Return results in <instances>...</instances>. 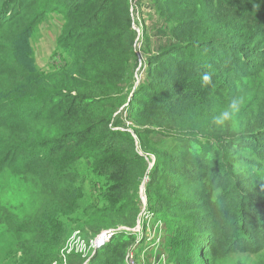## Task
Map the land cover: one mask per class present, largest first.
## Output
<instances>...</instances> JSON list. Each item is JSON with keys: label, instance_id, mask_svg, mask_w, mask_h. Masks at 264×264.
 <instances>
[{"label": "trees", "instance_id": "obj_1", "mask_svg": "<svg viewBox=\"0 0 264 264\" xmlns=\"http://www.w3.org/2000/svg\"><path fill=\"white\" fill-rule=\"evenodd\" d=\"M164 1L168 8L163 11L171 21L166 35L171 40L147 56V73L152 78L138 86L130 97L123 82L131 78L124 79L127 71L112 64L102 76L95 77V83L106 84L105 91L115 89L114 93L96 95V88H91L94 82L86 79L91 73L86 66L98 65L99 58L86 63L101 48L106 50L101 57L104 62L108 51L113 58L118 56L128 62L133 59L132 0H0V173L10 170L39 188L45 198L35 218L24 227L12 226L23 232L33 227L37 233L35 242L24 255H19L22 259L7 253L0 264H35L33 256H42L38 243L43 241L42 235H51L52 243L59 244L61 239L56 234L64 231L73 212L86 202L82 199L86 186L82 180L87 174L76 170L83 157L92 159L95 176L106 179L101 195L95 196L100 195V199H94L102 201V205L92 199L87 208L105 207L98 210L102 214L109 208L115 226L108 229L136 226L142 209L140 183L148 172L149 210L155 211V202L154 207L183 216L179 221L180 216L175 218L176 226L169 231L168 250L173 264H217L229 254L264 253L263 90L254 98V114L244 129L226 138V145L217 144L221 157L216 161L218 169L210 177L206 169L213 158L207 151L201 154L194 141L197 148L188 149L180 139L170 150L165 132L143 129L147 125L184 130L186 125L171 126L166 116L182 114L186 107L213 93L221 79L232 85L264 75V0ZM170 1L174 2L171 6ZM205 9L207 18L203 16ZM51 12L64 13L57 48L60 45L67 51L63 57L70 59L72 65L65 69L64 64L60 77L40 69L30 44L34 27ZM197 12L202 16L192 17ZM178 13L183 16L178 17ZM104 45L108 47L103 48ZM121 59L119 66L126 63ZM112 62L115 65L116 61ZM205 73L210 74L207 83L203 81ZM76 77H82L89 90L74 93L72 81ZM174 78H181L188 85L199 84L204 92L175 96L159 93L158 89L167 92L164 88L168 85L162 79ZM125 102V114L134 123L137 143L129 130L113 129L110 125ZM248 107L243 104L241 110ZM121 116L116 118V127L124 124ZM186 133L191 134L189 130ZM138 147L143 153L154 155L150 169ZM164 151L186 156L177 166L173 157L164 158ZM163 171L181 176L185 196L172 199L174 192L169 197L150 195L161 191L157 187ZM104 202L108 205L103 206ZM0 219V224L6 222L1 216ZM9 220L6 223L11 228L15 216ZM137 239L132 231H119L87 257V264H127L126 255ZM50 245L47 243L42 249ZM139 248L142 249L140 244ZM57 249L54 246L53 251ZM53 256L57 257V252ZM68 256L69 264L86 261L83 254ZM255 264H264V259Z\"/></svg>", "mask_w": 264, "mask_h": 264}, {"label": "rangeland", "instance_id": "obj_2", "mask_svg": "<svg viewBox=\"0 0 264 264\" xmlns=\"http://www.w3.org/2000/svg\"><path fill=\"white\" fill-rule=\"evenodd\" d=\"M189 1L191 3L195 2V0ZM166 3L167 2H165L164 0H134V5L130 10L134 16V18L131 17V30L135 33V39L133 41V59H130L129 62L128 60L121 59V57L119 58L118 56L116 58H113V54L109 53V51L106 55H104L105 59L107 60V62H104V58L101 57L106 53V50L101 48L97 52H93L92 59L90 61H87L86 65L93 60H96L97 58H99V63L98 65L93 67L89 66L90 64L86 66L87 70L91 68L89 70V72H91L90 76L86 77V79L88 81L92 80L94 82L91 88H96V95L109 92L113 94L115 91V89L105 91L106 84H102L99 82L95 83V77L102 76L106 70H109V64H112V67L116 66L117 68H123L127 71L124 73V79L131 78V80L124 81L123 86H127L125 92L130 97L138 86L147 84L149 82L152 76L149 77V74L147 73V56H149L150 53L157 52L159 48H162L171 40L170 36L166 35V32H168L171 23V21L166 17V13L163 11L168 8L165 7ZM172 4H174L173 1L168 2L169 6H171ZM199 7L204 8L205 6L203 4H199ZM178 8H180V5L178 6ZM198 14L200 13L197 12V14L192 15V17H195ZM63 15V12H51L50 14H48V16L44 17L40 21V23L34 27V31L30 39L33 55L40 69L53 72L56 77H60V75L63 74L64 70L68 66H70V68L72 66L70 59L65 60L64 58L65 54H67V51H64L63 48L60 47V45L57 48V38L60 34H62L64 27ZM177 15L178 17L183 16L182 13H178ZM203 16L207 18L206 9L203 12ZM209 22L210 20H207L208 25ZM164 24H167L166 29H163ZM107 47V45L103 46V48ZM59 50H63L62 54L57 53V51ZM97 54L100 55L96 57ZM120 59L126 62L123 63L122 66L118 65L119 63H121L119 61ZM113 60L116 61L115 65L112 62ZM64 64H66L65 69H63ZM63 77H66V75H63ZM76 78L77 79L72 81V83H74V93L89 90V87L85 85L86 81H82V77ZM196 78H198V76ZM162 80H164L162 82L168 85L164 88L167 90V92L165 93L163 89L158 90L159 93L164 94L165 96L180 95L189 91H196V94H202L204 92V88L200 87L199 84L191 83L190 85H188V83L181 78ZM261 90H263L264 92V75L259 77L245 78L242 81H239L232 85H229L227 82L221 79L218 83H216L213 93H209L205 98L199 99L197 103L189 105L191 107H186V110L184 109L185 111L182 114L180 113L175 117L166 116L168 121L171 122V126L186 125L188 128L185 127L184 130H181L179 129V127H177V131L180 133H178L174 129H165L166 127L160 128L145 125L143 129L151 130L155 128L157 130L160 129L165 132L168 137L164 138H166L167 142H169L167 146L170 150H172V148L175 146L174 144H176V142H178L180 139L182 140L181 142L188 145V149L190 146H193V148H197V145L192 144V142L194 141V144L199 145L198 149L201 154H204L207 151L209 152V157L213 158L211 159V161L208 160V162H210L206 169V172L210 177L211 174L218 169V164L216 163V161L221 157V150H217V144L226 145V138H231L233 133H238L244 129L247 119L249 120L254 114V104L256 102L254 98H256L257 95L259 96L262 94V92H260ZM234 103L236 104L238 110H233L232 105ZM243 104L249 106L244 111L241 110ZM127 105L128 102H125L121 105L119 110L114 114L110 125L113 127V129L125 128L129 130V133L134 137L135 142L137 143L138 137L132 129V124L134 123L132 119H129L128 115L125 114L128 107ZM110 107L114 110L115 105L112 104ZM106 109L110 108H100L98 110L104 111ZM100 112H97V114ZM225 112H227L229 115L227 118L221 120L220 118ZM120 114H122L120 120L124 124L116 127V118L120 116ZM99 130L100 129H98V131ZM187 130H189L191 134H187ZM99 134H102V132L99 131ZM78 148H81V146L77 147V149ZM139 152L144 156V158H146L145 161H148L150 169L154 165V155L143 153L140 149ZM163 156L164 158L173 157L176 160L177 166H179L183 163L182 160L186 156V154L180 152L172 153L171 151H164ZM91 167L92 159L89 157H83L77 163L76 170L78 172L87 174V176L82 180V182L86 184L83 190L82 199L86 202H84L80 208L73 212L72 218L66 223L64 227V231L58 232L56 234L57 239H61L59 244L54 245L52 243V240L50 239L51 235H42L43 241L38 242L40 244L39 248L42 256H33L35 264H66L64 260L67 259L68 263L69 256L67 257L68 254L64 256V253L67 250L68 244L78 239L77 236H73L75 232L78 231L80 232L79 234H81L84 238L89 239L88 237L96 236L99 231L115 226L113 224V219L110 217L114 215L109 208H106L105 211H107L103 214L98 210L105 207L99 206L98 208L93 209L87 208L92 199L93 202H95L94 199H100V192L104 187L106 180L95 176ZM172 173V171H163V175L158 181L159 187H157L161 188V191L158 193H151L150 195L153 198L156 195H167L169 197V194H171V192L175 193H173L174 195L172 196V199H177L185 196L184 191L186 190V187L180 185V182H182L181 176L179 174L174 175ZM145 175L146 177L140 183V190L144 187L146 191L148 172ZM140 190L139 196L141 200ZM98 194L100 195L95 197ZM43 199H45L44 194L34 184L24 180L22 177L12 173L7 169L0 173V207H3V209H0V216L1 218L3 217L2 220L6 219V222L10 221L9 219L12 218V215L15 216V222L11 221V228H9V225H7L6 222L0 224V259H2L7 253H10L9 255L13 254L17 258L22 259L23 257H19V255H24L23 252L28 250V248L35 242V236L37 235V233L34 231L33 227L30 229V231L25 230L23 232L21 230L17 231L15 228L13 229L12 226L15 227L17 224V227H24L29 219L35 218L39 210L40 203H42ZM95 203H97L98 205H102V201L101 203ZM104 205L107 206L108 204L104 202L103 206ZM152 205V208H155V211L151 209L153 217L155 218V221L160 220L163 230L162 249L164 247L163 250H167L165 253L167 256L168 264H173L168 250L169 231L170 228L176 226L174 225V223L182 220L183 216H181V214L179 213H175L165 208H156L154 207L155 202L154 204L152 203ZM140 217H142L143 220L146 219L144 213L142 214V209L139 213L138 220H140ZM178 217L179 219L175 221V218ZM47 243H50L51 245L47 247V249L43 250L42 246ZM54 246L58 247L57 251H53ZM56 252L57 257H54L53 255ZM71 253L77 252L75 250H72ZM150 258L152 260V256H150V254H147L145 256V259L141 256L138 257L141 264H149ZM260 259H264V253H234L229 254L222 260H219L217 264H255Z\"/></svg>", "mask_w": 264, "mask_h": 264}, {"label": "built area", "instance_id": "obj_3", "mask_svg": "<svg viewBox=\"0 0 264 264\" xmlns=\"http://www.w3.org/2000/svg\"><path fill=\"white\" fill-rule=\"evenodd\" d=\"M132 4L134 5V0H132ZM140 193L142 200V214L144 213L146 219L143 220L142 217H140V220H138L137 223L138 225L136 224L134 228L119 227L105 229L89 239L84 238L81 234H79L80 232L77 231L73 236H77L78 239L68 244L64 256H66V254H73L71 251L75 250L77 254H83V256L86 257L84 264H87L89 261V258L87 259L88 256H92L97 249L106 245L117 232L127 230L134 232L138 237L136 245L131 248L126 255L127 264H141L137 258L138 253H140V256L144 259L147 254H150V256H152V260L150 258L149 264H166L167 256L165 251L162 249L163 230L161 222L159 220L155 221L153 213L148 208L147 196L144 187L140 190ZM139 244L142 246L141 250L139 248ZM64 262L68 264L67 259L64 260Z\"/></svg>", "mask_w": 264, "mask_h": 264}, {"label": "clouds", "instance_id": "obj_4", "mask_svg": "<svg viewBox=\"0 0 264 264\" xmlns=\"http://www.w3.org/2000/svg\"><path fill=\"white\" fill-rule=\"evenodd\" d=\"M203 81L205 82V83H207V82H209L210 81V74L209 73H205L204 75H203ZM232 108H233V110L235 111V110H238L237 109V106H236V104L234 103L233 105H232ZM228 113L227 112H225V113H223L222 114V116H221V120L222 119H225V118H227L228 117Z\"/></svg>", "mask_w": 264, "mask_h": 264}]
</instances>
